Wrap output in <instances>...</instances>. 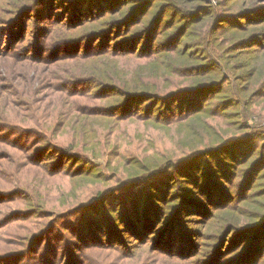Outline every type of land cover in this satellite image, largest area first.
<instances>
[{
	"label": "trees",
	"instance_id": "16d2710c",
	"mask_svg": "<svg viewBox=\"0 0 264 264\" xmlns=\"http://www.w3.org/2000/svg\"><path fill=\"white\" fill-rule=\"evenodd\" d=\"M214 1L0 0V163L27 151L20 170L37 165L76 188L36 233L9 241L0 215V264L45 259L52 236L63 243L55 257L76 264L75 241L94 232L97 250L133 264H264V112L247 122L264 105V45L254 48L264 43V0ZM123 125L141 133L121 137ZM151 134L182 140L146 157L138 145ZM247 142L251 159L232 162ZM0 186L1 214L27 190ZM33 207L14 214L44 210ZM109 227L133 241H103Z\"/></svg>",
	"mask_w": 264,
	"mask_h": 264
},
{
	"label": "rangeland",
	"instance_id": "374dc122",
	"mask_svg": "<svg viewBox=\"0 0 264 264\" xmlns=\"http://www.w3.org/2000/svg\"><path fill=\"white\" fill-rule=\"evenodd\" d=\"M250 1H253V0H250ZM215 3H216V1L212 0V4H215ZM222 3L224 4L225 0L222 1ZM56 4L60 6V3L57 2ZM218 6L222 7L221 9L224 8V6H222L220 4ZM100 7H101V4L100 5L97 4L94 8L98 9ZM55 9L58 10L59 8H55ZM57 14H59V13H57ZM167 16L168 15L165 14V17H167ZM136 17H138V16H136ZM136 17H134V19ZM29 18H31V22H32V14H30L29 16L26 17L24 22H21L19 25L21 26ZM141 18H142V16H141ZM25 24H27V22ZM27 25H28V27L31 25L30 20L28 21ZM222 27H223V29H224V27L227 29L228 25L226 23H224V24H222ZM15 33L16 34L19 33V30H17ZM262 39H264V38H262ZM85 42H87V41H85ZM262 44L264 45V43L258 42L257 45L254 44V48L260 47ZM96 46H97V44H96ZM247 48H249V47H247ZM260 49H262V47ZM134 70H135V68H134ZM211 94H213V91L211 92ZM208 95L209 94H206L204 99L207 98ZM228 110L229 111H235L232 108H228ZM249 111L252 113H251V116L247 120L248 125H250L254 122H260L259 118H258L259 116L257 114L260 112H262V113L264 112V105H263V108L261 110H257L256 112H253L254 110L252 111V109H249ZM235 120L236 119H234V118H228L227 117L223 121L226 123H229V122H232ZM120 128L124 129V133H122L121 137H124V134H125V136H127V137L135 138L141 133L139 131H135L132 128V126H124L123 125ZM123 129H122V131H123ZM255 129H257V128H255ZM251 133H255V131H252ZM114 134H116V131L114 132ZM151 135H153V134H151ZM58 137H66L67 139L69 138L68 134L64 133V131L60 132ZM238 138L244 139L241 136H239ZM177 140H182V139L177 138L175 136V134H167V135L161 134L159 137L154 136V137L148 138L147 141L140 143L138 145V147L140 150L143 151V154L146 157H150L151 155H154V152L158 149H163L165 152L168 150L169 145L171 146V144H172V146H176ZM240 142L241 141H238L237 143H240ZM252 143H254V142H247V143L243 144L244 146L241 145V147L237 146L240 148H237V147H234L236 149L232 148V149H234L233 151H235L237 153V157L233 158L232 162L237 161V160H239V161L243 160L244 157L248 156L250 154V151L252 148V146H251ZM246 149H248V152H246ZM11 151H13V157H11L13 161L5 159L4 162L0 163V184L3 186L9 187L6 190L9 192H16L17 190L15 187L18 184H21V185L26 187L27 192L21 194L20 198H18L16 200L17 205L8 202L9 208L6 210V212H4V213L1 212V214H0L1 217H4V216L7 217V219H8L7 223L8 222L10 223V227L12 228L13 233H14L13 235L8 236V233L6 232L7 236H5V238H7L9 241H13V239H15V237H17L18 235H23V234L27 233L29 231L28 229H30L32 233H36V232L42 230L43 228H46L48 226V224L51 223L52 218H51V216H49V217L43 216V213L46 211H51V210H52V212H57V211H62L63 209L64 210L67 209L71 205V202H72L71 193L76 191V188L70 184L69 180H64V178L59 179V176L64 177L66 175H60L59 174V176L56 175V176L46 177L42 173L35 171L37 169H40V167L37 165H33L32 167L23 168L22 170H20L21 168H20V165L18 164L19 159H23V158H21V156L24 157L26 155L27 151H23V150L20 151V150H17L15 148H14V150H11ZM114 152L116 153V151H114ZM254 152H255V149H253L251 151V153H254ZM31 157H32V155H31ZM45 158H46V156H45ZM223 159H226V158H223ZM249 159H251L250 155L248 156V158L246 160H249ZM0 161H1V159H0ZM65 162H66V160H65ZM232 162L229 161V164H230L229 168L230 169L233 167ZM35 163H37V162H35ZM52 165L54 168H56L54 165V162L52 163ZM53 167H43V170L48 175H51L52 173H54L56 171V169H54ZM262 168H263V164L261 165V167L259 168L258 171H260ZM14 169L19 170L21 174H16V176H13L11 173V170H14ZM177 176H182V174L177 173ZM258 176H259V173L256 174L254 180H256L258 178ZM16 181H18V183H16ZM170 185L172 186L173 184H170ZM0 187H2V186H0ZM161 187L164 189L165 183H162ZM171 190H173V189L170 188V191ZM119 195L121 196V194H119ZM8 199H11V197ZM195 199H197V197ZM27 201L32 202V204L34 205L33 208L36 209V207H42V209L44 208V210H41L42 211L41 213H38V211H37L36 213H34V215H29L28 217H25L23 219L21 218L22 214H17V215L14 214L18 208L24 210L26 208ZM108 205L110 206L111 209L116 208L110 204H108ZM211 209L214 210V207H212ZM70 221L73 222V218ZM66 222H67V220H63L60 222V224L62 225ZM103 234L105 235V238L103 241H106V240L112 241V239H115L117 245L120 244L123 240L124 241H133V240H131L132 237L129 236V233L124 234V232H119L116 230L113 231V229L110 227ZM64 235L67 238L71 237V235L68 232H66ZM77 235H79V234H77ZM99 237H101V234L94 232V234H91V235L89 234L86 238H84L79 245L77 244V241H75L76 242L75 246L77 247V250H75V252H73L72 256L76 255L78 262H79L80 258L81 259H89L91 261L89 264H133V262L128 261L127 258L123 259L121 261H118V258L114 257L115 255L117 257H119L117 255L116 251L111 252L110 250H97L96 246H93V245H96L100 241ZM72 238L77 239L75 236H73ZM52 239L54 241V243L52 244L53 248H51L50 251H48V254L45 257V259L41 258L40 256H34V255H36L35 252H32L31 253L32 255L26 257L23 260L20 258H17L16 254H14V255L9 256V258L7 257L8 260H7L6 264H23V262L24 263H36V264H53L55 261H56V264H70V263H65V262L61 263L60 262L61 260L59 258L55 257V255H54L55 253L60 254V255H62L64 253V251L61 252L60 248H59L60 246H62L63 243H59L60 239L55 238L54 236H52ZM128 243H130V242H128ZM87 247H88V249H87ZM3 248L7 252H10V251L14 252L15 250H17V252H18V248H16L13 245L4 244ZM37 248H39V244H37L34 249H37ZM65 249L67 251V248H65ZM85 251H88L87 255H84ZM184 251H185V253H189L188 249H186ZM52 253H53V255H51ZM110 254H111V256H109ZM71 258L72 259L70 260V262L75 264L76 259L74 257H71ZM247 258H249V257H247ZM247 258H237V261L235 262V264H243V262L244 263L248 262ZM234 259H236V258H234ZM119 260H120V258H119ZM78 262H76V264H78ZM80 262H81V260H80ZM84 264H87V260H85Z\"/></svg>",
	"mask_w": 264,
	"mask_h": 264
}]
</instances>
